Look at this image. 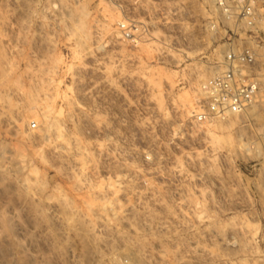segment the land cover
I'll use <instances>...</instances> for the list:
<instances>
[{"label": "rangeland", "instance_id": "374dc122", "mask_svg": "<svg viewBox=\"0 0 264 264\" xmlns=\"http://www.w3.org/2000/svg\"><path fill=\"white\" fill-rule=\"evenodd\" d=\"M206 20L194 0H0V264H264V70L246 112L194 120L223 52Z\"/></svg>", "mask_w": 264, "mask_h": 264}, {"label": "built area", "instance_id": "2783aa9c", "mask_svg": "<svg viewBox=\"0 0 264 264\" xmlns=\"http://www.w3.org/2000/svg\"><path fill=\"white\" fill-rule=\"evenodd\" d=\"M116 1V0H112ZM207 13L205 30L220 37L222 55L218 68L200 84L201 96L192 116L199 123L246 112L256 101L264 70V0H194ZM122 19L115 33L134 45L149 34L147 24L131 18L119 4L113 5ZM36 128L37 124H31Z\"/></svg>", "mask_w": 264, "mask_h": 264}]
</instances>
